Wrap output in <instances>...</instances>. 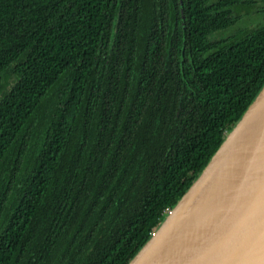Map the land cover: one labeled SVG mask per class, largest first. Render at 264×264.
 <instances>
[{
  "label": "trees",
  "instance_id": "1",
  "mask_svg": "<svg viewBox=\"0 0 264 264\" xmlns=\"http://www.w3.org/2000/svg\"><path fill=\"white\" fill-rule=\"evenodd\" d=\"M256 2L0 0V264L133 259L264 86Z\"/></svg>",
  "mask_w": 264,
  "mask_h": 264
},
{
  "label": "water",
  "instance_id": "2",
  "mask_svg": "<svg viewBox=\"0 0 264 264\" xmlns=\"http://www.w3.org/2000/svg\"><path fill=\"white\" fill-rule=\"evenodd\" d=\"M263 130L264 86L199 177L128 264H137L150 249L158 253L150 264L164 261L165 264H171L183 258L192 244L190 237H186L183 242H180L181 238L187 234L193 217L217 187L233 176L236 178L234 190L237 183L247 181L245 176H238L239 164L257 143ZM186 206H189L188 209L179 216ZM224 218L209 240L202 244L200 251L188 259L187 264H264V167L242 204L233 208ZM194 229L188 231L189 235ZM168 255L172 256L166 260Z\"/></svg>",
  "mask_w": 264,
  "mask_h": 264
},
{
  "label": "bare ground",
  "instance_id": "3",
  "mask_svg": "<svg viewBox=\"0 0 264 264\" xmlns=\"http://www.w3.org/2000/svg\"><path fill=\"white\" fill-rule=\"evenodd\" d=\"M257 143L254 144L248 151L244 159L239 164L238 176H245L246 182L237 183L234 190L233 182L236 179L234 176L226 179L221 183L209 198L207 203L193 217L192 222L188 226L187 234H184L180 242H183L187 237L191 238L189 252L184 253L183 258L173 261L171 264H187L188 259L195 255L202 244L209 240L212 234L217 230V227L225 220V216L230 214L233 208L240 206L243 199L246 198L252 186L255 184L257 177L264 167V130L259 136ZM241 166V167H240ZM237 182V181H236ZM233 189V192L230 191ZM189 206L184 207L182 214ZM192 228L194 231L189 235L188 231ZM157 246H155L156 248ZM194 247V248H193ZM158 253L150 249L143 254L137 264H150ZM187 255V256H186ZM172 255H168L166 260H169ZM161 264H165L161 262Z\"/></svg>",
  "mask_w": 264,
  "mask_h": 264
},
{
  "label": "rangeland",
  "instance_id": "4",
  "mask_svg": "<svg viewBox=\"0 0 264 264\" xmlns=\"http://www.w3.org/2000/svg\"><path fill=\"white\" fill-rule=\"evenodd\" d=\"M262 8H264V0H257L256 7L252 11V13L250 15L245 16L242 21L238 23V25L230 29L227 33H225V35L232 33L239 28H254L264 23V13H262L261 11L258 12V10H261Z\"/></svg>",
  "mask_w": 264,
  "mask_h": 264
}]
</instances>
